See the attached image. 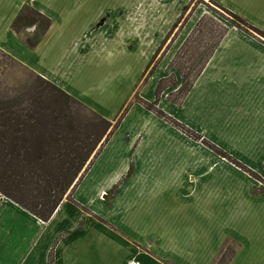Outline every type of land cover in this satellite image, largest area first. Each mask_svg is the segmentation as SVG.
Masks as SVG:
<instances>
[{"label": "crops", "instance_id": "0c3cea01", "mask_svg": "<svg viewBox=\"0 0 264 264\" xmlns=\"http://www.w3.org/2000/svg\"><path fill=\"white\" fill-rule=\"evenodd\" d=\"M68 1L78 8L86 2L28 0L52 20L34 49L18 40L12 19L0 32L11 54L39 76L113 118L190 0H96L88 15L56 13ZM215 1L264 33V0ZM17 6L0 3L13 16ZM190 24L174 34L175 52L192 33ZM244 28L228 29L182 103L159 99L157 108L199 139L135 103L77 183L74 199L63 200L47 223L0 192V264H214L228 241L236 246L227 264H264V38ZM170 62L161 61L143 84L142 99L155 100L160 69ZM107 94L118 102L112 116L97 102ZM109 190L116 198L106 196ZM171 202L178 207L169 212ZM6 232L14 239L9 246Z\"/></svg>", "mask_w": 264, "mask_h": 264}, {"label": "rangeland", "instance_id": "374dc122", "mask_svg": "<svg viewBox=\"0 0 264 264\" xmlns=\"http://www.w3.org/2000/svg\"><path fill=\"white\" fill-rule=\"evenodd\" d=\"M7 1L14 2L16 6L18 5L15 8L18 13L13 16L11 12L4 11L0 8V31L2 32L4 24L7 25L10 19H12L13 21L9 25L11 30L16 34L18 40L29 49H34L40 42L35 47H31L27 44V40L30 39L33 42L35 41L39 23H31L25 27L21 25L19 32L15 31L12 25L16 17L22 10L26 9L27 6L33 9L36 8L31 6L28 0H25L22 5H20L22 0H0V3ZM95 1L96 0H86L79 8L71 1H68L64 9L58 10L56 13H59V15L76 13L88 15L89 12L93 13V10L99 6V2ZM263 4L264 3H262V5ZM11 8L12 7H7V9ZM66 8L68 12H65ZM73 8L75 9L74 12H72ZM36 10L39 11L38 9ZM181 11V16L178 18L174 29L168 35L156 55H153L154 57H151L150 61L146 64L140 76L139 83L135 85L134 91L130 94L129 99L113 118L104 117L94 107L63 92L51 82L39 76L25 62L11 54L10 50L12 47L10 48V41L5 39L0 32V131L5 134L2 140H0V146L6 145V147H13L17 150L16 152L19 153L18 158L15 160L17 162L15 166L7 165V163L2 162L0 158V185L11 190L15 186L14 190H12L15 193H19L17 190L20 188L16 185L25 186L29 191H32L30 189L29 180H46V178H49L47 179V181H49L51 180V172H54L53 175L58 177L57 167L63 164H69L68 162L70 159L66 156L69 151L75 148L93 146V151L89 157L84 160L83 168L77 174L74 182L63 197V200H73V196L77 191V183L83 175H85L87 169L90 168V163L93 164L99 150L112 136L113 131L119 126L133 104L138 103L152 111L156 109H154L155 104L157 106L159 105V99L164 94L170 101L176 102L177 104L182 103L190 90L189 89L186 93L184 92L186 85L191 83L193 77L200 68V64L206 60L213 43L219 39L224 32L220 38L221 42L230 27L244 28L242 27L244 24H241V22L230 13L231 11H229L228 8L215 0H190ZM103 15L106 19L110 17L108 13ZM135 16H137L134 18L136 29L138 22H140V12L135 14ZM244 20L249 25L254 26L248 22L249 20ZM190 21V25L194 24L192 33L198 27L197 31L185 38L182 46L175 52L174 48H171V45H174L176 41L177 32L179 29L183 30V27H186ZM123 22L126 23V21ZM115 23L117 26L121 24L120 21ZM244 29H247L246 31L255 37L264 38L263 34L253 29L247 28L246 26ZM121 34L124 35V32L120 33V36ZM182 47L183 50H181ZM130 57L135 58V63L139 62L137 57L133 55ZM171 58L172 60L170 62ZM164 59L166 62L169 61L170 63L160 69L162 71V76H164L157 85L155 100L152 102L145 101L140 97L139 92L143 84L147 82L155 71H157L159 63ZM131 67H133V62L127 65L126 70L129 71ZM82 81L89 82L91 85L92 82L90 81H93V79L91 77H85ZM117 87H121L120 90L123 94L127 92L126 85L122 86L117 82L115 88ZM79 90H81L80 87L77 91ZM183 94L185 95L184 98ZM107 100L108 103L106 102ZM97 102L99 103V108L103 110L104 113H108L105 114L106 116H112L116 112L118 102L113 95H103ZM164 115L167 118H161L167 121L170 117L165 112ZM106 121H109V124L106 123ZM177 128L185 133L181 127ZM188 135L199 139V136L194 132ZM214 149L217 150L215 146ZM231 160H233V158H231ZM234 163L237 165L240 164L237 160H234ZM15 178L22 180V183H17L18 180ZM122 182L123 181H121V183ZM117 185H115V187H117ZM255 191H257V189H255ZM115 192L114 190H109L106 196L112 194L111 198L114 199L117 196ZM153 193L156 194V191H153ZM63 200L61 202H63ZM151 202L152 200H149V203ZM177 207L178 205L172 202L165 205V208H167L169 212L173 209H177ZM86 210L88 216H95L98 220L107 223L106 219L94 215L90 212L89 208ZM6 216H9V214H6ZM23 216L24 215H22L21 218ZM50 219L47 221L43 219L40 220L47 223ZM18 229L19 227L17 226L16 230ZM63 237L62 235L57 237L52 247L53 249L49 254L50 262L55 258L60 241ZM15 238L18 240L17 235ZM13 240V237L6 232L7 246H9V243ZM22 242L26 244L28 240H22ZM235 246L236 244L233 242H229L226 249L225 246H223L222 249H225L223 251V256L218 255L214 264H223L222 258L228 253L230 247L234 249ZM23 252L24 248H21L22 256L25 255Z\"/></svg>", "mask_w": 264, "mask_h": 264}, {"label": "trees", "instance_id": "16d2710c", "mask_svg": "<svg viewBox=\"0 0 264 264\" xmlns=\"http://www.w3.org/2000/svg\"><path fill=\"white\" fill-rule=\"evenodd\" d=\"M230 13L234 17H236L238 19V21L241 22V24H244L242 27L246 26L247 28L253 29L254 31L264 35V33L262 31H260L259 29L249 25L240 16L236 15L233 12H230ZM31 23H36V24L39 23L37 26V33L35 35V41L33 42L30 39L27 40V44L29 46L35 47L40 42L42 37L46 34L47 30L51 26L52 20L49 17L42 14L41 12L37 11L36 9H33V8L27 6L26 9L22 10V12L16 17L15 21L13 22L12 27L15 31L19 32L21 25H22V27L23 26L25 27ZM197 28L194 30V32L192 34H194L197 31ZM223 34H224V32H223ZM223 34H221V37ZM220 38L217 39L213 43L206 60L200 64V68L198 69V72L196 73V75L193 77V80L191 81V83L186 85V88L184 89L185 93L188 92V90L190 89V87L193 84V82L195 81V79L199 76V74L202 72V70L205 67L208 60L213 55L216 47L218 46V44L220 42ZM181 50H183V47ZM184 94H183V98L185 96ZM155 105H154V109L155 108L156 109L152 110V111H154L160 117L167 118L164 115V112L161 111L160 109H158L157 105L156 106ZM168 121L170 123H172L173 125H175L176 127H181L182 130H184L186 134H192L190 129H188L185 126H182L181 123L177 122L176 120L168 118ZM106 123L109 124V121H106ZM7 127H9V126H7ZM4 135L5 134L0 131V140H2ZM93 149H94L93 146H88V147H84V148H75L74 150L69 151L66 154V156H68L70 159L68 162L69 164L68 165L63 164L62 166L57 167L58 177L53 175L54 172H51L50 173L51 174L50 175L51 180H49V181H47V179H49V178H46V177H45L46 180L45 179H43V180H37V179L29 180L30 181L29 183L31 186L30 189L32 191H29V189H27L25 186L16 185L20 188L17 190V192H19V193H15L14 191H12V190H14L15 186L11 190V189L5 188L2 185H0V192L3 193L8 198L14 200L16 203L20 204L23 208L27 209L28 211H30L32 214H34L38 218L47 221L48 219L51 218L52 214L54 213L56 208L59 206L61 201L63 200L65 193L67 192V190L69 189L71 184L74 182V179L76 178L77 174L83 168L84 160L87 157H89V155L91 154ZM16 151L17 150L14 149L13 147L12 148L6 147V145L0 146L1 161L6 162L7 165H10V166L17 165V162L15 160H16V158H18L19 153H17ZM8 157H10V158H8ZM15 179L18 180L17 183H22V180H20L19 178L18 179L15 178ZM28 191H29V193H28ZM229 242L230 241L225 243V245H224L225 249H226V246H228ZM225 249H222V251L219 253V256H223V251ZM233 252H234V249L230 247L228 253L224 256V258H222L223 264H227V258Z\"/></svg>", "mask_w": 264, "mask_h": 264}]
</instances>
